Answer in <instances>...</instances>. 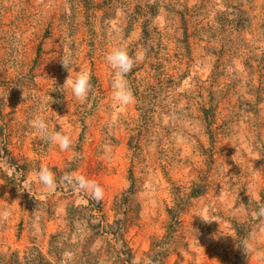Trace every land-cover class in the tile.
Instances as JSON below:
<instances>
[{
	"label": "rangeland",
	"instance_id": "rangeland-1",
	"mask_svg": "<svg viewBox=\"0 0 264 264\" xmlns=\"http://www.w3.org/2000/svg\"><path fill=\"white\" fill-rule=\"evenodd\" d=\"M121 45L145 58L126 77L135 102L114 109L105 57ZM62 57L70 79L90 76L82 102L62 91ZM34 115L72 147L43 140ZM42 165L54 189L39 183ZM65 173L97 181L103 219L130 224L123 241L95 242L98 262L81 254L85 222L78 246L51 253L67 209L89 205ZM133 179L137 217L120 203ZM259 206L264 0H0V264H264Z\"/></svg>",
	"mask_w": 264,
	"mask_h": 264
},
{
	"label": "clouds",
	"instance_id": "clouds-1",
	"mask_svg": "<svg viewBox=\"0 0 264 264\" xmlns=\"http://www.w3.org/2000/svg\"><path fill=\"white\" fill-rule=\"evenodd\" d=\"M145 53L138 51L135 55H130L124 46H116L110 49L105 59L107 64L114 70V76L111 81L113 108H123L135 102V96L129 87L126 79L127 75L133 70L134 66L142 62ZM63 66L70 72L69 78L66 80L62 91L68 95L70 89L72 96L78 101H84L92 92L91 79L88 73L80 70L75 80L70 79L71 70L69 68L70 61L66 57H62ZM28 125L43 140L51 145H56L61 151H67L72 147V138L65 134L64 130L52 131L45 118L41 115H34L28 121ZM109 149L105 146V152ZM37 179L41 185L48 189H54L57 180L53 172L46 166H41L37 172ZM60 183H66L72 187L74 192H83L90 199L100 202L103 200L105 192L103 187L95 180L89 179L84 175H76L75 173H65L60 178ZM255 215L264 218V206H259ZM201 217V216H200ZM203 220L209 221L205 217ZM213 221V220H212ZM243 249L251 251L249 240L242 241Z\"/></svg>",
	"mask_w": 264,
	"mask_h": 264
},
{
	"label": "trees",
	"instance_id": "trees-1",
	"mask_svg": "<svg viewBox=\"0 0 264 264\" xmlns=\"http://www.w3.org/2000/svg\"><path fill=\"white\" fill-rule=\"evenodd\" d=\"M144 33H146V26L144 27ZM136 193L135 190V182L134 179L132 180L131 186L125 193L123 194V198L121 199L120 203L123 206L126 205H136L138 209L136 210V217L139 215V205H137L134 195ZM89 205H71L67 209V215L65 217L67 221V227L65 231H60L55 234H52L50 237V246H51V253H56L55 255L62 256L65 253V248L70 243H75L76 246L79 245L80 239L79 236L76 239V242H72L73 240V233L75 232L76 223H83L85 222L88 226V229L92 231L90 235L86 237V246L88 248H83V252L81 254L87 253L88 257L91 258L90 260L94 262H98L100 256L98 250H93L95 242L97 240H101L102 242H106L109 244L111 240H124V236L130 227V224L127 222L122 223L120 220L114 221L113 223L106 222L104 217V203L97 202L90 198H87ZM172 215V211H169ZM131 214V211H130ZM174 216V215H172ZM135 217V218H136ZM97 219V223H93V220ZM132 221V220H131ZM86 249L90 250L86 252ZM76 255V254H75ZM77 258L81 257L80 253L76 255ZM2 258V253H0V259ZM3 263V260H1ZM6 264V263H5Z\"/></svg>",
	"mask_w": 264,
	"mask_h": 264
}]
</instances>
